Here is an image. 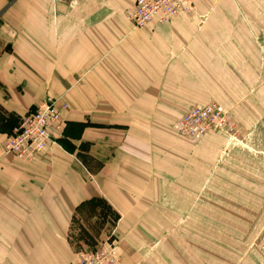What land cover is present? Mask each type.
<instances>
[{"label":"crops","instance_id":"obj_1","mask_svg":"<svg viewBox=\"0 0 264 264\" xmlns=\"http://www.w3.org/2000/svg\"><path fill=\"white\" fill-rule=\"evenodd\" d=\"M134 2L0 0V254L15 264H71V221L94 218L97 203L130 239L146 233L140 219L164 217L165 163L151 142L183 138L151 123L213 101L238 108L242 131L264 133L260 53L247 65L244 47L223 30L192 32L185 14L134 29ZM47 98L68 108L56 145L30 162L4 155Z\"/></svg>","mask_w":264,"mask_h":264},{"label":"rangeland","instance_id":"obj_2","mask_svg":"<svg viewBox=\"0 0 264 264\" xmlns=\"http://www.w3.org/2000/svg\"><path fill=\"white\" fill-rule=\"evenodd\" d=\"M190 1L193 12L180 17L192 32L223 30L231 45L246 49L247 65L256 50L264 67V0ZM223 109L231 133L151 142L165 163V201L156 203L164 217L140 219L146 233L130 239L118 233L122 219L97 203L94 218L71 221V264L107 240L115 241L120 264H264V133L242 131L232 117L238 108ZM175 121L151 124L169 134ZM10 254H0V264H15Z\"/></svg>","mask_w":264,"mask_h":264},{"label":"built area","instance_id":"obj_3","mask_svg":"<svg viewBox=\"0 0 264 264\" xmlns=\"http://www.w3.org/2000/svg\"><path fill=\"white\" fill-rule=\"evenodd\" d=\"M193 10L190 0H135L128 20L134 29L142 30L153 21L165 25ZM67 109L64 102L59 103L51 98L42 101L34 111L23 115L6 137L2 146L4 155L30 162L47 147L56 145L65 127L62 112ZM173 130L198 141L208 133H231L232 124L226 111L211 103L187 110L174 122ZM74 264H120L115 241H104L95 249L81 253Z\"/></svg>","mask_w":264,"mask_h":264}]
</instances>
